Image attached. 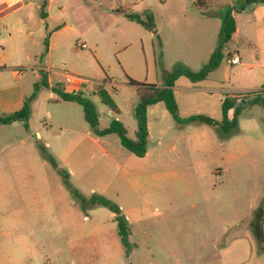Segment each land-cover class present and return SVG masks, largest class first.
<instances>
[{"label": "rangeland", "instance_id": "obj_1", "mask_svg": "<svg viewBox=\"0 0 264 264\" xmlns=\"http://www.w3.org/2000/svg\"><path fill=\"white\" fill-rule=\"evenodd\" d=\"M5 1L20 4L0 0V15ZM43 1L23 0L26 7L0 24V117L29 102L26 122L0 125V264H264V106L245 112V132L223 138L206 125L177 124L158 103L146 112L149 136L139 158L116 134L98 135L83 107L45 88L40 72L49 66L56 89L91 103L98 131L117 121L132 140L138 96L130 81L161 87L176 71L201 70L220 45L221 68L212 77L222 82L219 99L237 107L255 97L264 102V70H246L257 62L254 48L240 36L219 42L224 9L245 0H60L92 13L68 10L74 31L53 38L39 17ZM129 1L136 2L131 14L151 16L157 38L116 13ZM227 52H238L241 63L231 66ZM65 72L78 79L66 83ZM201 85L175 81L178 114L219 121L217 97L184 89ZM100 88L118 112L100 102ZM74 191L121 209L128 248L115 216Z\"/></svg>", "mask_w": 264, "mask_h": 264}, {"label": "trees", "instance_id": "obj_2", "mask_svg": "<svg viewBox=\"0 0 264 264\" xmlns=\"http://www.w3.org/2000/svg\"><path fill=\"white\" fill-rule=\"evenodd\" d=\"M207 0H197L195 3L198 6H203ZM47 0L43 1L41 5V11L39 17L41 19L45 18V9H46ZM253 4H263L264 0H245L244 3L237 7H226L222 15V29L220 33V44L227 43L231 40L232 35L236 30V22L234 19L235 12H243L248 5ZM116 13H120L126 20L134 22L138 25H141L146 30L150 31L154 38H157L155 33L154 23L150 15L145 14L144 18L131 14L129 12V7L125 6L118 10ZM221 45L211 54L206 65L203 66L201 70L196 73L190 71H176L174 74L168 76L167 80L161 87L150 84H139L134 81H130V84L135 85L137 88L138 101L135 106L134 114L137 121V129L135 132V139H129L127 137L126 130L121 125V123L114 121L111 123L110 127L104 131L97 130V115L94 111L93 106L89 101L83 98L80 92L68 94L61 92L55 87L51 88L53 92H56L60 100L64 102H75L81 105L84 109L85 120L90 125V127L97 132L98 135L105 136L109 134H116L119 139L122 147H124L128 152H130L135 157H144L146 154V141L148 137L147 131V117L146 112L147 108L158 103H163L168 113L171 115L172 119L177 124L183 125H206L215 129L219 134L223 135V138L231 134L233 131L238 129V117L242 111L241 107H237L234 104V100L224 99L221 104L222 110V119L220 121L214 120L210 117L204 115H192L186 118H181L178 114L177 104L173 94V87L175 81L184 76L192 84L202 82L206 79L208 74L218 68L221 56L220 49ZM45 88H49L46 81L41 83ZM100 102L107 106L111 111L118 112L116 106L110 99L106 90L100 88L97 91ZM33 99V97L31 98ZM247 106L261 105L264 106V102L257 99V97L252 98L246 102ZM233 109V116L231 119L228 118L227 113L229 110ZM29 116V102H24L22 108L14 112L13 114L0 117V125H9L13 122H26ZM239 130V129H238ZM225 136V137H224ZM44 152V149H42ZM52 165L56 166L54 160L49 158ZM68 174H65L67 179ZM66 185L68 186L67 181L65 180ZM74 196L81 199L83 204L91 208L102 207L110 211L115 217V222L117 224V232L120 237L121 244L124 248H128V235H129V225L126 218L122 215L121 209L112 201L106 199L102 196L93 195L90 199L84 200L77 192L74 191ZM128 252V249L126 250Z\"/></svg>", "mask_w": 264, "mask_h": 264}, {"label": "crops", "instance_id": "obj_3", "mask_svg": "<svg viewBox=\"0 0 264 264\" xmlns=\"http://www.w3.org/2000/svg\"><path fill=\"white\" fill-rule=\"evenodd\" d=\"M33 1H37V0H33ZM90 1H92V0H90ZM21 2H23V0H20V4H16L17 2H14L13 4H8L6 1L3 2V3H7V6L9 8L6 12H4L2 15H0V24L5 22L6 20H8L10 17L14 16L16 13H19L20 11H22L26 7V6L24 7V5ZM92 4H93L92 2L87 3V5H90V6ZM134 4H136L135 1H129L128 4L121 5L118 8H116L115 10L122 8V7H125V6L134 5ZM54 5L55 6L58 5L57 8L59 9V15H55V13L52 12ZM67 5H68L67 2H65L64 4H61L60 0H47L45 18L42 20L45 22V25L47 26V30L50 31V35L52 38L57 34H63L65 32H67L68 34H71L74 31L73 25L70 24L69 20H68V10H71L72 14H76L77 12H83V11L84 12L86 11L89 14L92 13L91 7L90 8H84L82 5L78 6V5L74 4V5H71L69 7L70 9H68ZM205 5H210L209 1ZM27 6H29V4ZM230 7H232V5H230ZM37 8H39L38 5H37ZM72 14H71V16H72ZM215 15H217V14H215ZM234 19L236 22V30H235V33L232 35V37L240 36L249 46L253 47L255 59L257 60V62L255 64L248 66V68H246V70H250V71H254L255 69L264 70V5L263 4L248 5V6H246V8L243 12H235L234 13ZM126 21L131 23V24L142 27L141 25H138L134 22H130L128 20H126ZM142 28H144V27H142ZM3 41H5V39L0 37V44ZM6 41H7L6 43L13 42V38L11 36H8V37H6ZM79 47L83 48L84 45L80 44ZM10 48L13 49L14 45L10 44ZM20 49H21V46L16 45L15 48L13 49V51L18 52ZM228 54H231V57L227 59V62L231 65L230 60L234 56H238L239 54H238V52H235V53L227 52V55ZM240 63L241 62L239 59L238 64L231 65V66H237ZM0 65H2V63H0ZM220 68H221V66L219 65L218 68H216L214 71H212L208 74V76L206 77V79L204 81L198 82V84H200V83L202 84L201 87H194V88L193 87H184V89L187 91L201 90L203 93H206L208 95H214L215 97H217L219 104L221 105L222 101H221V99H219V96L217 95V93L220 91L219 87L222 85V82L219 80V78H212L214 76V74H217V72L219 71ZM40 72H44L47 74L46 82L49 86V88H47V89L51 90V88L54 87L52 84V78L49 75V73L51 72V68L49 66H47V67L41 69ZM61 76L66 77V83H68V84H73L74 79H76V80L78 79L77 76L70 75L66 72L62 73ZM39 77L41 78V75ZM58 82H62V81H58ZM189 83L191 85H194L191 82H189ZM175 89L176 88L174 86L173 87V94H174V98H175V101L177 104V99L175 97ZM246 89H249V90L251 89L253 91L254 90L257 91L256 89H258V88L253 87V88H246ZM246 89H240L239 91H241V92L246 91ZM260 89H264V86ZM94 94L97 95V92L94 91ZM24 95H25L24 92L19 89L18 101L23 100L25 97ZM231 98L237 99L236 104L241 102V101H239L238 96L232 95ZM155 105L148 107L147 112L149 109H151ZM237 106H239V105H237ZM241 106L240 107L242 108V111L238 117V129H239L240 133L245 132L247 127H248L242 118H243L245 112L250 107H252V106H247L246 104H243V103L241 104ZM219 111H220L221 119H222L221 108L219 109ZM109 112L111 113V111H109ZM196 115H201V114H196ZM227 116L229 119L232 118L233 109L228 111ZM186 117H189V116H186ZM186 117H184V118H186ZM147 131H148V123H147ZM259 135L261 137H263V135L261 133H259ZM148 136H149V132H148Z\"/></svg>", "mask_w": 264, "mask_h": 264}, {"label": "built area", "instance_id": "obj_4", "mask_svg": "<svg viewBox=\"0 0 264 264\" xmlns=\"http://www.w3.org/2000/svg\"><path fill=\"white\" fill-rule=\"evenodd\" d=\"M231 65H236L239 63V58L238 56H234L231 60H230Z\"/></svg>", "mask_w": 264, "mask_h": 264}]
</instances>
